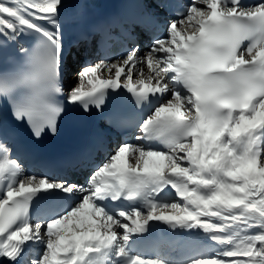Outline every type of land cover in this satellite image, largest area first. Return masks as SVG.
Here are the masks:
<instances>
[{"label":"snow or ice","instance_id":"6c2138e0","mask_svg":"<svg viewBox=\"0 0 264 264\" xmlns=\"http://www.w3.org/2000/svg\"><path fill=\"white\" fill-rule=\"evenodd\" d=\"M85 7L0 0V264H264V0H193L165 37L115 59L114 27L138 37L110 20L93 29L105 58L65 91L64 25ZM125 93L149 110L139 143L119 144L83 185L30 174L12 155L5 106L41 140L66 104L103 114ZM105 151L101 136L66 164L86 171Z\"/></svg>","mask_w":264,"mask_h":264},{"label":"bare ground","instance_id":"6f19581e","mask_svg":"<svg viewBox=\"0 0 264 264\" xmlns=\"http://www.w3.org/2000/svg\"><path fill=\"white\" fill-rule=\"evenodd\" d=\"M70 2L83 4L84 0H70ZM200 6L202 7L203 5H200ZM87 14L88 12L83 10L82 20H78L76 22H66L64 25V45L70 44V43L73 44V47L70 50V55H69L68 62L66 65L67 67H69V77L67 79V90H69L71 87L77 84L78 73L80 72L81 68L84 67L81 64V60L76 61L75 59L76 57L74 55L76 54V51H77V44L75 43H79L82 33L87 28V22H88ZM147 48L148 46H144V48L141 51L142 52L146 51ZM96 62L97 61H93L92 63L94 64ZM121 79L123 80V77ZM134 79H135V76H134Z\"/></svg>","mask_w":264,"mask_h":264},{"label":"rangeland","instance_id":"374dc122","mask_svg":"<svg viewBox=\"0 0 264 264\" xmlns=\"http://www.w3.org/2000/svg\"><path fill=\"white\" fill-rule=\"evenodd\" d=\"M80 56L77 57V59H79Z\"/></svg>","mask_w":264,"mask_h":264}]
</instances>
